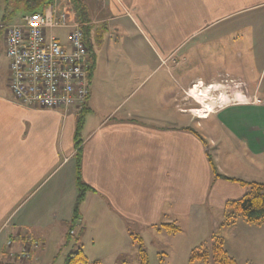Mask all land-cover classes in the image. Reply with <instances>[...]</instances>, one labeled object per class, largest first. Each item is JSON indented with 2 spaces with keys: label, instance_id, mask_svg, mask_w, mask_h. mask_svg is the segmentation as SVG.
<instances>
[{
  "label": "crops",
  "instance_id": "0c3cea01",
  "mask_svg": "<svg viewBox=\"0 0 264 264\" xmlns=\"http://www.w3.org/2000/svg\"><path fill=\"white\" fill-rule=\"evenodd\" d=\"M83 1L94 67L90 99L79 111L34 110L13 101L0 31V60L1 54L5 59L0 62V255L3 259L11 248L22 251L32 239L45 247L60 222H72L79 194L74 135L85 111L80 133L85 192L71 225L76 242L70 252L81 250L87 264H101L104 259L92 252L100 242L97 250L124 264L125 252L138 257L131 235L146 242L157 233L170 240L162 246L161 264H188L206 220L246 192L238 182L215 176L208 155L219 174L264 183V102L228 105L194 123L174 109L179 92L194 78L184 65L193 58L192 43H201L205 53L211 42L213 74L255 67L252 73L263 75L264 0ZM240 27L250 28L248 38L235 34ZM158 68L175 72V92L170 83L158 106L147 96L133 101ZM94 96L107 107L103 118L86 115L87 104H97ZM164 224L180 232L169 233ZM59 231L64 239L66 230ZM175 239L178 245L171 244ZM177 252L179 262H172Z\"/></svg>",
  "mask_w": 264,
  "mask_h": 264
},
{
  "label": "rangeland",
  "instance_id": "374dc122",
  "mask_svg": "<svg viewBox=\"0 0 264 264\" xmlns=\"http://www.w3.org/2000/svg\"><path fill=\"white\" fill-rule=\"evenodd\" d=\"M65 3V12L71 17L76 19L75 12L71 5L70 0H64ZM25 14V13H23ZM22 13H18L16 17L11 22H4L6 23H13L18 21L23 15ZM245 21V20H244ZM239 22H243V19H240ZM250 28L249 27H240L236 29L235 34L240 35L243 37L250 36ZM2 31V30H0ZM2 33V32H1ZM52 36L58 40L62 44H67V31L65 29H53L52 33L47 31V35ZM201 43H192L191 47V60L189 63H186L184 68H188L189 72L191 73L190 77H194L188 84V86L181 92H179L178 96L176 97V102L174 109L177 111H185L188 113L191 120H199L197 112L199 110H203V112L212 114L219 109L232 105V104H239V103H250L255 102L259 103L260 99L264 102V74L263 75H256L253 74L252 71L257 68L253 67L252 69L249 67L245 68H233V73H218L213 74V67H212V52L211 46L212 43L210 42L205 50V53L200 49ZM198 48V49H197ZM198 54H201L198 57ZM1 63H4L5 59H3V54H1ZM255 68V69H254ZM245 73V74H243ZM166 70H158L155 74H152L150 78L147 80L146 84L143 85L140 89L137 90L135 93V97L133 101L139 98H143L147 96L149 101L153 105L158 106V99L160 98L159 95H163L166 89L171 83V87L173 88L174 92L177 89L176 86V74L173 71L172 73L166 74ZM259 84V85H257ZM167 90V89H166ZM168 91V90H167ZM166 91V92H167ZM95 97V96H94ZM96 98V105L92 107L91 103L87 104L86 108V115H93L97 116L98 118H103L105 114V110L107 109L106 106L101 107L100 98L97 96ZM210 98V99H209ZM87 99H90L87 97ZM92 102V99H91ZM96 106V107H95ZM128 104L125 108H128ZM91 110V113L89 111ZM203 113V114H206ZM82 130V129H81ZM81 133V131H80ZM79 195V194H78ZM221 214V213H220ZM64 215V213L62 214ZM65 216V215H64ZM224 220V214L221 215H211V220L205 222L204 231L205 233L199 234L198 237L194 240V243L197 244L196 247L207 246L210 247L212 242V237H220L223 238V246L224 249L228 252V254L233 257L236 261V264H264V221H261L259 224H248L243 222L241 219L237 220L235 229L230 233L229 228L223 227L221 224ZM217 222L218 226L214 227V223ZM72 222H60L57 229H55V233L57 234L54 236V240L48 242L45 247L42 246V242L38 239H32L33 243H30V246L33 247V244L37 245V248H32L30 251L29 258L24 257L21 259L22 261H27V264H62L66 254L72 251V246L75 244V237L74 231L72 228L70 229ZM66 230L65 232L69 234V239L66 240L65 237L60 234V229ZM185 227V226H184ZM202 230V229H201ZM77 231V229H76ZM134 232V231H132ZM80 235V234H79ZM73 236V237H72ZM212 236V237H211ZM1 238V237H0ZM157 242H156V240ZM175 239L171 244H177L178 242ZM7 240L4 242V248H7ZM170 240L165 236H160L157 233L152 234L151 237H147L145 242L144 248L148 255L149 264H161V259L159 256L162 255V252L165 250L164 246L165 243H168ZM8 242H12L11 238H8ZM149 244L147 246V244ZM184 243V242H182ZM68 244V245H67ZM151 244V245H150ZM101 248V243L97 242L94 245L92 251L96 254V257H101V261H104L101 264H116L114 262L113 257H109V252H103L97 250ZM10 247V246H9ZM178 246L174 247V252L176 251ZM24 248V246H23ZM44 248V249H43ZM195 248V247H194ZM43 249L42 252L39 250ZM21 251V250H19ZM19 251H14L11 249L8 250L4 258L8 260L15 261L17 253ZM75 251V250H73ZM128 256H125L124 253L121 254V258L125 256L124 264H138V261L135 260L136 255L132 253V251L125 252ZM179 252L176 254L174 253L172 262H179L176 260V257ZM19 254V253H18ZM33 256H32V255ZM105 254L104 258L102 257ZM32 256V258H31ZM113 256V255H112ZM158 256V257H157ZM138 259V257H136ZM2 256L0 255V260ZM20 260V259H17ZM189 262V261H188ZM119 263V262H118ZM24 264V263H23ZM120 264H123L120 261ZM188 264H203L201 262L196 263H188ZM206 264V263H205ZM207 264H214L211 260Z\"/></svg>",
  "mask_w": 264,
  "mask_h": 264
},
{
  "label": "built area",
  "instance_id": "2783aa9c",
  "mask_svg": "<svg viewBox=\"0 0 264 264\" xmlns=\"http://www.w3.org/2000/svg\"><path fill=\"white\" fill-rule=\"evenodd\" d=\"M65 3L52 0L42 13H25L13 23L0 22L9 89L13 101L22 107L79 111L89 94L88 47L81 25L66 14ZM59 28L67 31V44L47 35ZM29 242L16 258H29L31 249L37 248Z\"/></svg>",
  "mask_w": 264,
  "mask_h": 264
},
{
  "label": "trees",
  "instance_id": "16d2710c",
  "mask_svg": "<svg viewBox=\"0 0 264 264\" xmlns=\"http://www.w3.org/2000/svg\"><path fill=\"white\" fill-rule=\"evenodd\" d=\"M52 2V0H1V17L0 22H11L16 17V15L20 13H42L44 9ZM73 10L76 15L77 22L81 25L82 33L84 36V42L86 43L89 51L88 60L90 63V70L88 79H90L91 72L94 67V54L90 46V42L87 39V31H88V11L87 7L83 0H70ZM85 112V111H84ZM82 111V113H84ZM81 113L80 117L77 121L76 131L74 135V143L76 147V162H77V188L79 195L76 201V207L74 210V216L72 220V224L78 218V208L77 204L83 199L85 186L82 184L80 180V131L83 125V114ZM208 161L210 163V167L212 173L223 179L238 182L243 187L246 188L245 194L238 200L228 202L226 204V208L223 212L224 220L222 222V226L225 228H231L236 225L237 220L241 219L243 222L248 224H259L264 220V183L257 182H244L239 179L229 178L219 174L214 166V163L211 157L208 155ZM163 229L167 232L176 234L180 232V228L174 224H164L162 225ZM72 226L70 227V229ZM133 243L136 245L138 252V264H149L148 255L142 243V239L139 236L131 235ZM212 237V236H211ZM66 240H68L69 234L68 232L65 235ZM223 238L220 237H212V242L210 247L202 246L195 247L191 250L189 255L190 263H198L201 262L203 264H207L210 260L214 264H236V261L233 257H231L228 252L224 249L223 246ZM6 255V254H5ZM15 261L8 260L3 258L0 260V264H23L22 260ZM88 260L83 254L81 250H76L70 252L64 258V264H87Z\"/></svg>",
  "mask_w": 264,
  "mask_h": 264
},
{
  "label": "bare ground",
  "instance_id": "6f19581e",
  "mask_svg": "<svg viewBox=\"0 0 264 264\" xmlns=\"http://www.w3.org/2000/svg\"><path fill=\"white\" fill-rule=\"evenodd\" d=\"M209 99H210V98H209ZM203 113H206V112H203V110H199V111L197 112L198 117H199V118H202V117H204V116L207 115V113H206V114H203Z\"/></svg>",
  "mask_w": 264,
  "mask_h": 264
}]
</instances>
